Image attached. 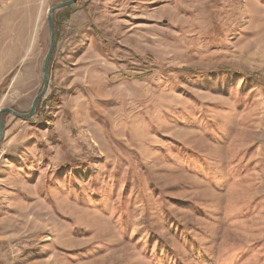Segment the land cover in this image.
<instances>
[{
    "label": "rangeland",
    "instance_id": "obj_1",
    "mask_svg": "<svg viewBox=\"0 0 264 264\" xmlns=\"http://www.w3.org/2000/svg\"><path fill=\"white\" fill-rule=\"evenodd\" d=\"M61 1L0 0V55L23 65L0 109L41 90ZM54 18L39 109L3 119L0 264H264V0H79Z\"/></svg>",
    "mask_w": 264,
    "mask_h": 264
},
{
    "label": "water",
    "instance_id": "obj_2",
    "mask_svg": "<svg viewBox=\"0 0 264 264\" xmlns=\"http://www.w3.org/2000/svg\"><path fill=\"white\" fill-rule=\"evenodd\" d=\"M77 1L78 0L61 1V2H58L54 5H52L48 9L47 21H48V26H49V31H50V43H49V47H48V50L46 52L44 62H43V85H42V88L33 98L29 111L19 112V111L15 110L11 107H3L0 109V143H1V141L5 135V131H6L5 124L3 121V115L5 113L12 114L17 118L24 119V120L29 119L36 114L38 103L45 96V94L49 88V84H50V61H51L52 55L54 53L56 42H57L56 28H55V22H54V12L56 10L69 7V6L73 5L74 3H76Z\"/></svg>",
    "mask_w": 264,
    "mask_h": 264
},
{
    "label": "crops",
    "instance_id": "obj_3",
    "mask_svg": "<svg viewBox=\"0 0 264 264\" xmlns=\"http://www.w3.org/2000/svg\"><path fill=\"white\" fill-rule=\"evenodd\" d=\"M12 14H13L12 13V9L6 11L5 20L8 21L9 19H12V16H13ZM8 44H11V43L9 42ZM8 48H9V50H7L6 55H3V54H2V56L0 55V86L5 81L6 78L9 79V77H10L9 82H8L9 85L7 86V89L5 90V92H3L0 95V101L3 99V97H5L6 95H8L11 92V88H12V73H13V71L15 69H19L20 70L21 66H23V65H20V64H16L14 66L11 65L13 53L11 51L12 50L11 46H8ZM33 61H35V57L34 56L33 57L30 56V49H29V47H27L26 56H24L22 64H25L27 62V66L30 67V62H31L32 79L34 80L35 79V69H34ZM5 63H8V66H6ZM33 87H34V83H33ZM17 91L20 92L19 90H17ZM23 94L28 95L29 94V90L27 91V93L25 92Z\"/></svg>",
    "mask_w": 264,
    "mask_h": 264
},
{
    "label": "trees",
    "instance_id": "obj_4",
    "mask_svg": "<svg viewBox=\"0 0 264 264\" xmlns=\"http://www.w3.org/2000/svg\"><path fill=\"white\" fill-rule=\"evenodd\" d=\"M77 2H79V0L77 1ZM76 2V3H77ZM76 3H74V4H76ZM54 22H55V28H56V18H54ZM56 39H57V32H56ZM56 47V46H55ZM55 51V50H54ZM53 55H54V53H53ZM53 55H52V57H53ZM51 61H52V58H51ZM51 61H50V63H51ZM10 78V77H9ZM6 82V81H5ZM5 82L1 85V87H3L4 85H5ZM0 87V88H1ZM40 102H41V100L39 101V103H38V107H37V109H39V105H40ZM5 114H8V113H5ZM5 114L3 115V119H5ZM26 120H28V119H26Z\"/></svg>",
    "mask_w": 264,
    "mask_h": 264
}]
</instances>
